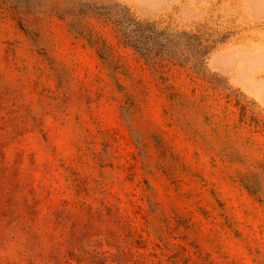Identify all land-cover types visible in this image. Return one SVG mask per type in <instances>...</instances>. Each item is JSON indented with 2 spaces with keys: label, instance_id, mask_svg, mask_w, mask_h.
Returning <instances> with one entry per match:
<instances>
[{
  "label": "rangeland",
  "instance_id": "rangeland-1",
  "mask_svg": "<svg viewBox=\"0 0 264 264\" xmlns=\"http://www.w3.org/2000/svg\"><path fill=\"white\" fill-rule=\"evenodd\" d=\"M0 264H264V0H0Z\"/></svg>",
  "mask_w": 264,
  "mask_h": 264
}]
</instances>
